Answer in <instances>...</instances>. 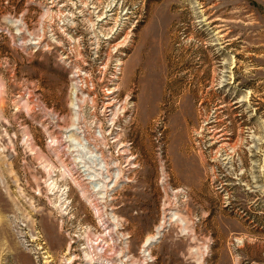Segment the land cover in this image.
Returning <instances> with one entry per match:
<instances>
[{
	"label": "rangeland",
	"instance_id": "rangeland-1",
	"mask_svg": "<svg viewBox=\"0 0 264 264\" xmlns=\"http://www.w3.org/2000/svg\"><path fill=\"white\" fill-rule=\"evenodd\" d=\"M80 134L120 171L101 195L61 176ZM97 242L111 264H264V0H0V264H106Z\"/></svg>",
	"mask_w": 264,
	"mask_h": 264
},
{
	"label": "bare ground",
	"instance_id": "bare-ground-1",
	"mask_svg": "<svg viewBox=\"0 0 264 264\" xmlns=\"http://www.w3.org/2000/svg\"><path fill=\"white\" fill-rule=\"evenodd\" d=\"M118 64H122V62L119 60ZM114 77H115L114 74H112L111 78L108 80L109 81L108 83L110 84V86H108V84L105 85L106 91H104V101L102 102V107L100 110V111H102L101 115H103V117L108 119V120H112L114 118L113 116L115 115L116 110H117L116 104L118 101L114 100L115 97L113 94L116 90H118L120 88V86L118 83L113 84L111 82V80L114 79ZM85 82H86V88L84 87L85 89L80 86L77 88L76 91H74V101L72 102V104L75 105L76 110L74 112V118H73L72 124L69 127L70 130L77 129L78 132H75V130H74L73 131L74 133H79V131L81 129V128L79 129V127L77 125V122H78L79 117H80L79 116L80 103L83 102L84 100L88 99V101H90L91 105L95 104L94 98L92 96H90V91H91L90 89H92V86H94V85L91 82L90 78H88V76L85 77ZM88 82H90L91 87H89L87 85ZM78 92L82 95V97L78 96V94H77ZM244 98H245V95H244ZM123 107H124V105L122 104V108ZM98 129H99V127H98ZM99 133L101 136H103L101 134V132H99ZM80 136L81 137L77 140L76 143H72V142L69 143V146L72 147L70 149L71 152H70L69 156L73 155L72 161H73L74 166L72 165L71 167H68L67 164H65L62 161L61 176L62 177H65V175L69 176V178L72 179V181H74V183L76 185L81 187L82 191H85L87 189L82 186V183L79 180L80 178L78 179L77 177H75L73 175V172H72V169H74L76 171L77 168H82V171H86V172H84L85 178L82 177V179L83 180L87 179V183L89 185H91L92 190H96V192L93 194L98 193V195L99 194L101 195L107 191L106 189L109 187L110 184L114 183L117 180L116 178L119 176L120 171L118 168H115L114 170L110 171L108 168V162L106 161L107 159L105 160L103 155L101 154V152L100 151L98 152L97 150H95L96 148L95 149L91 148L89 146L88 140L83 135L80 134ZM123 152L124 151H122V153ZM72 161H71V164H72ZM114 166H115V164H114ZM79 177H81V175ZM48 184H49V190L51 192L54 193V192L59 191V189H55L56 186H55V183L53 182V180L49 181ZM96 185L99 187V189L98 188L95 189V187H97ZM94 206L97 209V217L99 218L100 223L102 225H104V227H108V232L110 233L111 229L109 228V226L107 224V219L104 217L102 210H99V208H97L96 204H94ZM171 214L172 213L170 211L165 212L164 215L162 216V220L156 226L154 233H152L151 235H148L145 238L144 243H143V248H142V252H144V255H149V251H148L149 245H151V243H154L155 241L158 240V238L162 234L164 226L166 225L165 223L167 222V220L169 218V216L167 217V215H171ZM112 217H113V220H111V221L114 222L115 224H117V219L113 215H112ZM108 223H109V221H108ZM111 226H112V224H111ZM98 247H99V250L103 249L102 245H100L99 242H97L95 244L94 243L90 244L89 248L91 249V251L84 252V258L83 259L91 262V260H92L91 256L95 255V252L97 251ZM99 250H98V252H96V253H98L96 258H98L99 260H105L106 264L107 263L111 264L112 258L110 256H106V254H105L107 249L106 248L103 249L102 252H100ZM67 259H69V258H67Z\"/></svg>",
	"mask_w": 264,
	"mask_h": 264
}]
</instances>
